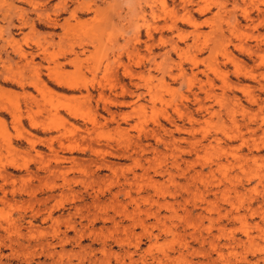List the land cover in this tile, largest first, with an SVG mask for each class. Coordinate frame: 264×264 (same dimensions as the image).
Returning <instances> with one entry per match:
<instances>
[{
  "label": "rangeland",
  "instance_id": "374dc122",
  "mask_svg": "<svg viewBox=\"0 0 264 264\" xmlns=\"http://www.w3.org/2000/svg\"><path fill=\"white\" fill-rule=\"evenodd\" d=\"M0 264H264V0H0Z\"/></svg>",
  "mask_w": 264,
  "mask_h": 264
},
{
  "label": "crops",
  "instance_id": "0c3cea01",
  "mask_svg": "<svg viewBox=\"0 0 264 264\" xmlns=\"http://www.w3.org/2000/svg\"><path fill=\"white\" fill-rule=\"evenodd\" d=\"M229 3V2H228ZM53 4H55V2L54 3H51L47 8L48 9H43L42 11H47V10H50V8L52 7V5ZM230 4V3H229ZM238 4V3H237ZM15 8L16 7H14V6H12V10L15 12ZM257 32H258V30H257ZM259 33V32H258ZM128 50H130V46L127 48ZM127 63V62H126ZM188 74H189V72H187ZM198 76V75H197ZM128 84H130L129 82H128ZM139 92V91H138ZM125 98H123V99H119V101H123ZM39 136V135H38ZM40 137H41V135H40ZM46 137V136H45Z\"/></svg>",
  "mask_w": 264,
  "mask_h": 264
},
{
  "label": "bare ground",
  "instance_id": "6f19581e",
  "mask_svg": "<svg viewBox=\"0 0 264 264\" xmlns=\"http://www.w3.org/2000/svg\"><path fill=\"white\" fill-rule=\"evenodd\" d=\"M227 58H228V57H227ZM37 80H38V79H37ZM33 84H34V83H33ZM41 84H42V83H41ZM41 84H40V85H41ZM66 84H67V83H66ZM36 85H37V84H36ZM44 87H45V86H44ZM72 87H73V86H72ZM69 88H70V87H69ZM35 89H36V88H35ZM41 89H42V88H41ZM43 89H44V88H43ZM30 140H31V139H30Z\"/></svg>",
  "mask_w": 264,
  "mask_h": 264
}]
</instances>
